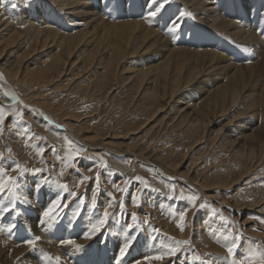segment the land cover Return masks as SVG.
<instances>
[{"label":"bare ground","instance_id":"obj_1","mask_svg":"<svg viewBox=\"0 0 264 264\" xmlns=\"http://www.w3.org/2000/svg\"><path fill=\"white\" fill-rule=\"evenodd\" d=\"M2 1L4 2L5 0ZM43 1V3H34L31 7H28L31 10H33L34 7L39 8L41 14L38 21L33 17L31 13L25 12L21 15L24 19L22 20V23H20V25L23 24V26H25V28L22 30H19L20 25H17L18 23L12 21L10 22L11 19L4 15V11L0 13V74H2L0 75V93L3 95L0 99V115H3L4 117L3 123L0 124V149L3 151V156L9 154L5 148L6 142L8 143L6 137L9 134V126L6 127V124L9 122V120H13L14 117L17 116L15 114L16 112L22 109L20 112H22V114L24 113V117L21 120L23 123L24 121H26V123H29L31 126H36L32 128L33 132L36 130V128H40L42 132L45 133L44 135L46 139L50 138L59 146H61L62 149L60 152L64 161L63 169L65 170L63 174V179L66 182L69 181V187L77 185L79 179L77 177L75 178V174H77L78 171L82 170L84 173L85 169L82 167V165L87 161L88 156H96V158L98 156L106 157L110 164L113 166V168L117 170V175H120L118 174V171H120L119 168L121 167L120 156H125L127 158H132L131 163L133 166H138L142 163L143 165L145 164L150 166H156L161 170V173H163L165 177L168 176L173 179V181L175 180L176 182H178L181 186V189L186 191L187 186L192 185L196 188V193H200L201 195H203L202 198H206L215 202V200L217 199L215 198V196L210 195L211 193H215L217 191H231L235 183H237L241 179H244V176L247 174H250L251 176L258 166L264 164V125H262V127L259 128L258 131L254 132V134L241 137V139L236 141H229L222 145V151H224L234 159L232 161L233 167H225V169L222 170L224 175H221V172H218L219 175L214 171L211 172L215 167L216 169H218L219 165H221L220 161L217 162V160H215L216 153L211 154L209 156V159L205 162L200 161L203 156V154L201 153L196 152L193 156L190 157L191 150H196V147L200 145L198 144V142L203 141V139L204 142L202 144L208 148V152L216 144V141L210 135L216 133L217 138L219 136V133L222 132V129L216 130L218 119L221 116H224L229 110H232L237 106L240 96L242 95L244 89L247 87L248 77L251 75L244 73L242 68H239L241 65V56H239V54H242V56H246L247 54L246 49L244 48L239 49V46H228V44L226 47V45H223L224 40H222L221 44L223 46H218L219 48H216V51L209 55L210 58L208 59V47L195 46L193 47L194 50L187 47V45L193 46L198 43L193 39L195 36L202 37L203 39L205 38L216 40L219 34L222 35V38H224L223 35H225V39L228 38L227 36L232 37L231 39L235 40L237 44L238 42L242 44L249 43L251 45L260 44L262 41L260 39L261 37L259 38L258 36L261 35L264 38V16L260 14V3L262 1L168 0V3L164 5V7L161 9L160 12H158L156 17H161V21L163 22L167 17H172L173 20L171 21L170 27L172 25H177L179 31L184 30V28L185 30L187 29V37L184 40L180 39V36L175 37L172 40L173 45L175 47L167 51L165 57L161 59L158 65L153 67L149 66L147 67V70L143 72H138L137 70L132 69L122 71L121 75H127L125 77L128 79L127 83H116L118 81V67L126 62L133 63V61L128 60V58L130 59L138 57L141 58V62L147 57V53L151 51L154 47L150 48V46L147 47L144 46V44L146 39L152 35V31L154 30L146 28L143 32L144 38L142 39V36H138V30L141 29L139 19H130V21L121 22L122 24L120 25L104 29L100 27V22L98 20H95V23L91 25V32L85 30L79 32L76 31L73 33L60 34L57 28L55 27V21L57 23L62 22L61 19H58V12L60 13L62 19L68 20V17L70 15H77L79 13L78 8H76L77 6H83V8L90 9V11L87 12H91L92 15H95L91 8L94 7V3H97L96 0ZM137 1L138 0H134L133 3H137ZM6 3L8 6L12 4L8 0ZM157 3H160V0H157ZM175 3H180L182 6H176ZM167 5L170 7H166ZM138 6L139 4H136L134 7L137 8ZM155 7L156 5L150 3L145 10V14H142L141 8L140 11L134 13L133 16L137 17L141 14L145 15L143 21V23H145L146 19L148 18H156L149 17L147 15L148 12L154 9ZM261 8L264 9L263 5ZM248 11L250 12V14L247 15L246 12ZM183 13L190 14L188 15L189 18L187 19V22L185 21V15L181 16ZM198 13H200V15H198ZM231 17H234V19L229 20V18ZM205 19H208L207 22H204ZM252 19L253 21H255V23L252 22ZM193 23V26H195L196 28L191 31V28H189L188 26L192 25ZM153 24L154 26L159 27V24L157 22H154ZM77 25L78 24L76 22H72V27ZM9 26L14 27L10 30H7V27ZM255 26L256 28L254 30ZM262 28L263 30H261ZM166 32L169 33L170 31L166 30ZM207 32H209L210 34H208ZM230 37L228 38L229 40ZM228 39L226 41H228ZM215 40L212 43L213 47L216 45ZM230 44L232 43H229V45ZM14 48L15 50H13ZM46 48H54L56 51L51 53L50 56H46L40 60H37L38 57L32 56V54H34L35 52H40V50L43 52ZM233 48L234 50L232 53V57L230 51ZM262 49L263 50H259V56L264 54V47H262ZM192 51L194 53H190ZM220 51L227 53V55H222ZM102 55L105 56V59L102 60L100 64H97L98 61H100V59H98L99 56ZM190 58H195V60L192 62ZM226 59H228L234 64L233 76L231 77V79L228 76L223 77L221 82L216 81L215 83V76H207L208 70L209 68H212L211 64L213 62ZM76 66V70H73V68H75ZM95 69L103 70L104 74L102 75V77H94V75L91 74L92 76L90 75L88 78H85L86 81H88V84L85 86L86 88L82 90H78L76 87L70 86L66 90V97L71 98L70 100L65 99V95L63 92H60V88L57 87V83L63 80V86L72 84L73 81L75 82V79H80L82 75L84 77V74H90ZM130 82L131 84L127 86ZM90 85L92 89V94L103 93L102 97L99 95H97L96 97H98L100 100H106L108 98V101L112 100L119 94H122L123 89L128 88V91L132 92L133 94H137L140 101H143L140 106H138L136 109L147 111V113L152 114L151 118L166 113L171 107L172 103H175L176 106L178 105V109H174L173 106L171 109V113H173L171 122H176V125L174 127H170L168 126V124H166L163 130L159 129L157 131L159 133L158 137L160 138L161 136L170 135L169 132L179 129L181 131V134L175 137V147L173 146V143L168 140L160 146L156 145L155 143L151 145L150 148L132 150L126 145L122 144L114 145L112 143H99L103 134L101 131H99L95 135V131L91 132L90 129H86V134L91 132V135L94 134L95 136H84L81 133L82 130H80V128L78 127L80 120H74V118H72L71 113L73 112L72 107L77 106V103L82 101L84 103V101L88 100L89 96L87 97L86 94H81V92L83 90H88L90 88ZM200 85H204V87L199 89ZM188 89H191L196 93L200 92L199 96L201 99L199 100L202 101L201 105H203L204 107L202 111H199V108L196 107L194 109H190L191 111H189V107L187 105L181 106V101H177V98ZM116 91H118L119 93L117 92L115 94ZM124 93H126V91L123 92V94ZM8 94L9 96L7 97L6 95ZM13 95L18 96V98L20 97L21 100L23 98L20 107L19 105L17 106L19 107L18 111L17 108H11V101L9 99H12ZM21 95L23 97H21ZM87 106L88 105H86V107ZM260 106L261 112H263L264 102H261ZM78 118H80V116ZM53 119L57 123L63 124L68 129L67 134L59 130L60 128H58ZM151 121H149V123ZM23 123L21 124L23 125ZM152 128L153 127H151L150 129ZM208 133L209 137L205 138L203 135ZM113 138L117 139L118 137L113 136ZM122 139L125 138L123 137ZM183 139H187L188 144H185L183 148H179V143ZM44 142V139L43 142H38L33 139L32 141L27 142L23 146V152L26 154V156L33 155V169H45L47 166L42 163V158H46V156L48 157L53 153V149L48 148L49 144H44ZM156 142H158V139H156ZM115 148L117 150H120L121 154L115 152ZM81 149H83V151H81ZM77 152H79L78 156L76 155ZM164 152H166L167 154L163 155L162 153ZM186 158H189V160L192 161L195 165H199L200 163H202V166H197V168H195V166L188 165L185 167V165L187 164V162L185 161ZM66 162H68V165H66ZM73 162L75 163L74 165L72 164L71 167V163ZM216 164L218 165L216 166ZM68 166L70 168L69 171ZM183 168H185L184 172L181 171ZM72 169L75 170L72 171ZM138 169L139 167H134L135 171H138ZM100 172L102 175V171ZM125 173L127 176H129V174L132 177L135 175H133L132 171L130 170L126 171ZM95 185L99 191L98 179H96ZM184 185L186 187H184ZM161 187L163 186H160L159 188ZM46 190L48 192V189ZM100 190H102L104 194L99 193L98 196H95V199L100 203L106 204L107 197L105 196L107 195V192H105L106 190L103 188H101ZM250 193H264V188L253 190ZM55 195L56 193H48L44 196L43 208L47 204L48 207H52L57 201V199H60L62 197V194L58 198H56ZM260 196L258 197L259 201H256L258 203H254L252 205H249L248 203V205H245L246 203L244 204L243 202L239 204L237 201H235V199L228 200L227 202L222 201L223 203H221V205L225 206V208L228 207L233 209V211L235 210L236 212H238L237 215L234 216V218H231V221L233 222V227H235L234 229L237 231V233L242 236V242L240 246L241 250L237 252V256L244 257L249 252H251L253 253L251 263L255 259H259L262 262L256 263L264 264V243L260 240L264 238L263 234H254L252 232L246 231L245 226L249 223V221L247 219L241 220V217L244 215L245 211L252 210L257 213H261L258 210L260 209V205L264 204V201H260L262 197ZM30 197L31 202L27 206V208L30 211H33L35 201L33 200L34 197L32 195H30ZM198 203L199 201L197 202V204ZM194 204L196 206V203ZM70 205V203H67V207L61 206L60 209L58 208L57 216L63 213L65 209L66 212L64 213H70L69 211L71 210L68 208V206L71 207ZM7 206V204L4 205V207ZM24 206H26V199L22 200V205H20V212L22 214L28 213L27 209H25ZM236 207L239 208L240 211ZM107 208L109 207L102 208V210H106ZM39 210V207L36 208V215H39ZM18 211L19 205H16L14 213H18ZM146 211L142 210L140 212L142 215L138 213V215H140L141 217L140 221L142 222V224L145 225V221L152 220L154 223H156L158 227L161 226L162 222L159 221V215L157 214V212L152 215L153 218H156L153 219L150 218V216L148 215L143 216L144 214H147L148 211ZM7 213H9V211H7L6 214ZM178 213L180 212L177 211V215ZM177 215L175 216V218L177 217ZM127 216L129 217V215ZM37 218L39 219L40 217L35 216L33 219H31L30 224L32 226H38L39 221ZM176 219H178V217ZM191 220L192 219L189 217L188 224L186 223V220L183 225V230H181L180 228L181 233L180 235H178V237L179 241H189V244L186 245L187 247H196V244L193 240L194 236L196 235L194 228L195 224L191 223ZM19 224V228L17 229V231H15L17 239L15 237L14 238L16 240H20V237L24 241L37 237L36 233H32L31 231L25 230L28 227V223H26L25 219L22 218L19 221ZM124 224L126 223L124 222ZM42 225L43 224H40V227L38 228V230H40L41 232L45 230V228L43 227V229L41 230ZM222 227H224L223 224L221 228ZM193 228L194 232L192 231ZM58 230L59 232H64L70 235L76 233L71 232L70 230L64 231V228H59ZM0 231H2V233L0 232V234L4 233V230L1 229ZM89 231L90 230H86L84 232V235ZM196 231H199L198 226ZM104 232H106L105 235L109 233L106 225H104L103 228H101L100 232L96 233L91 239H87V241L101 237ZM166 232L169 234H175L171 228L167 229ZM147 234H149L152 238L154 237V234L151 232ZM212 234L217 240L225 241L227 239H230L221 231ZM214 238H212V240ZM1 240L2 244H0V264H17V262H12V259H10L13 253L17 254V250H11L8 251V253L6 251L5 246H3L4 239ZM58 241L62 243L60 244V246L67 245L68 248H71L70 244L67 243L68 239L60 238L58 239ZM222 241H219L212 251L210 249V245L212 244L210 243L208 246L210 253L216 252L221 254L225 252L226 249L233 246V244L235 245L233 240L229 243L228 246L224 245ZM39 242L44 244L43 242L45 241L39 239ZM139 242L140 241L136 243V240L133 241L132 247L129 249V251L132 250L133 246L136 247ZM82 244L85 247L87 246L86 241L82 242ZM45 245H47V243ZM150 245H152V243L147 245L148 254L147 252H145L135 255V253L133 254V257H135L134 260H128L127 258H125V256L124 258L118 259L120 261V264H132L133 262L134 264H136V261L141 260L143 258V255H153V253L156 251V244L153 248H151ZM135 250L133 251L135 252ZM137 250L139 251L140 249ZM73 252L74 250L71 248V252L68 253L66 256L73 255ZM57 253L55 252L56 257H58ZM101 253L103 254V257L106 258L104 262H97L96 256L88 255L87 257H85V259L80 262V264H93L95 261L97 262L96 264H117V258L115 259V256L113 257V254L117 255V252L111 249L110 243L107 244V250L105 252H100L99 254ZM42 258L40 259V261L43 264H45L46 260H50V258L48 259V257L46 260ZM145 261L146 260H144L143 263H145ZM180 261L183 260L177 257L171 259L168 264H180ZM227 262H229V260ZM48 264L53 263H51L50 261V263Z\"/></svg>","mask_w":264,"mask_h":264},{"label":"rangeland","instance_id":"obj_2","mask_svg":"<svg viewBox=\"0 0 264 264\" xmlns=\"http://www.w3.org/2000/svg\"><path fill=\"white\" fill-rule=\"evenodd\" d=\"M8 1L12 3L9 6L6 3L7 0H5L4 2L0 0V4H1L0 13L4 11L3 12L4 15L11 19L10 22L11 21L16 22L18 23L17 25H20V23H22V20L24 19L23 16L21 15L24 14L25 12L31 13L33 17L37 19V21L39 20L41 14L39 8L34 7L33 10H31L28 7H31L34 3L37 4L39 2L43 3L44 2L43 0H8ZM19 2L21 5L19 4ZM96 2H97L96 4L94 3V7L91 8V10L94 12L95 15H92L91 12H87L90 11V9L83 8V6H77L76 8H78L79 13L77 15H70L68 17V20L62 19L60 13L58 12L57 14L58 19H61L62 22L57 23L55 21V27L57 28L59 33L65 34V33H73L76 31L78 32L85 30L90 31L91 25L95 23V20H98L101 24L100 27L104 29V28H110L112 26L120 25L122 24L121 22L130 21V19H139L141 29L138 30V36L139 37L142 36L141 37L142 39L144 38L143 32L146 28L154 30V31L151 30L152 35L146 39L144 44V46L147 47L150 46V48L153 47L154 48L147 53V57L141 62H140L141 58L135 57L130 59L128 58V60L133 61V63L126 62L121 64L117 70L118 81L116 83H121V82L127 83L128 79L125 78L127 75H121L122 71H126L127 69L128 70L132 69V70H137L138 72H143L147 70V67L149 66L153 67L158 65L161 59L165 57L167 51L175 47L172 41L175 37L180 36V39L183 40L187 37L188 30L187 29L185 30V28L182 31H179L178 28L172 31V28L174 26L172 25L170 27L171 21L173 20L172 17L169 18L165 17L166 19L164 22L161 21V17L148 18L146 19L145 23H143L145 15L142 14H145V10L150 4L149 0H138L137 3H133L134 0L131 1L96 0ZM260 2H261L260 6L262 7L263 5L264 7V0H260ZM136 4L137 5L139 4L137 8L134 7ZM175 5L180 6L181 4L175 3ZM166 7L169 8L170 6L167 5ZM261 7L260 9L262 13L260 12V14L264 16L263 14L264 9ZM141 8H142V14L140 16L134 17L133 14L139 12ZM246 14L248 15L250 14V12L248 11L246 12ZM198 15H200V13H198ZM181 16L184 15L182 14ZM184 17H185V21L187 22L189 16L185 15ZM231 19H234V17L229 18V20ZM207 20L208 19H205L204 22H207ZM72 22H76L78 25L72 27ZM154 22H157L159 24L158 25L159 27L154 26L153 24ZM252 22L255 23L253 19ZM193 25L194 23L188 26L189 28H191V31L194 28H196ZM13 27L14 26H9L7 27V30H10ZM24 28L25 26H23L22 24L20 25L19 30H22ZM255 28L256 26L254 27V30ZM166 30L170 32L168 33L166 32ZM261 30H263V28ZM207 33L210 34L209 32ZM219 35L216 38V40L205 39V38L203 39L202 37L195 36L193 39L198 43L193 46L187 45V47L193 50H194L193 47L195 46L208 47L207 49L208 59L210 58L209 55L214 53L216 51V48H219L218 46L226 45L227 47L228 44V46H232V45L236 47L239 46V49L244 48L247 50L246 51L247 54L246 56L245 55L242 56V54H239V56L242 57V58L240 57L241 65L239 68L240 69L242 68L244 73L249 74L251 76L248 77L247 87L244 89L242 95L240 96L237 106L234 109L229 110L224 116H221L218 119L216 130L222 129V132L219 133V136L217 138H216V133L210 135L216 141V144L208 152V148L202 144L204 142L203 139V141L198 142V144L200 145L196 147V150L193 149L191 150L190 157L193 156L196 152L201 153L203 154V156L200 161L205 162L209 159V156L211 154L216 153L215 160H217V162L220 161L221 165H219L218 169H216L215 167L211 172L214 171L217 174L218 172H221L220 174L224 175L222 170H224L225 167H233L232 161L234 159L230 157L227 153L222 151L221 148L222 145L229 141H236L241 139V137L254 134V132L258 131V129L261 128L262 125H264V111L261 112V106H260V103L264 102V54L259 56V50H263L262 47H264L263 45L264 40H262L264 38L259 34H255V35H259L258 36L259 38L261 37L260 39L263 43L261 42L260 44L251 45L249 43L242 44L239 42L237 44L235 40L231 39L232 37L227 36L228 38L230 37L229 40L228 38L225 39V35H223L224 38H222L221 34ZM227 39L229 43L232 44L229 45L228 41H226ZM214 40L216 42V45L213 47L212 43L214 42ZM222 40H224L223 45L221 44ZM13 50H15V48ZM233 50L234 48L231 49L230 51L231 55L233 53ZM55 51L56 50L54 48L51 49L46 48L44 49L43 52L40 50L41 53L35 52L34 54H32V56L38 57L37 60H40L46 56H50L51 53ZM190 53H194V52L192 51ZM220 53H222V55H227V53H224L223 51H220ZM98 59H100V61H98L97 64H100V62L105 59V56L104 55L99 56ZM190 60L193 62L195 58H190ZM233 66L234 64L230 62L228 59L213 62L211 64L212 68H209L207 76H215L216 78L215 83L216 81L221 82L223 77L226 76H228L231 79V77L233 76ZM76 68L77 66L73 68V70H76ZM91 74L94 75V77H102L104 73L102 69L101 70L95 69L92 71V73L90 74L86 73L84 74V77L82 75L80 79L77 80L75 79V82L73 81L72 84L63 86V80H61L59 83H57V87L60 88L59 90L61 93L62 92L64 93L65 99L70 100L71 97L68 98L66 97L67 94L66 90L70 86L76 87L78 90L85 89L86 88L85 86L88 84L87 83L88 81H86L85 78H88ZM130 84L131 82L127 86H129ZM202 87H204V85H200L199 89ZM43 91H49V90H43ZM125 91L126 93L123 94V92ZM117 92L118 91H116L115 94ZM81 94H86L87 97L89 96V98L88 100L84 101V103L82 101L77 103V106L72 107L73 112L71 114L74 120H80L78 127L80 128V130H82L81 133L84 136L94 137L99 131H101L103 134L99 143H112L114 145L122 144V145H126L128 148L132 150H139L141 148H145V149L150 148V146L155 143L156 145L160 146L161 144H164L168 140L171 141L173 143V146L175 147V137L181 134V131L179 129L169 132L170 135L161 136L160 138L158 137L159 133L157 132L159 129L163 130L166 124H168V126L170 127L171 126L174 127L176 125V122L175 123L171 122V118L173 117V113H171L172 106L174 109H178V105L176 106L175 103L171 104V107L168 109L166 113L151 118L152 114L147 113V111L136 109L138 106H140V104L143 101H140L137 94H133L132 92L128 91V88L123 89L122 94H119L110 101H108V98L106 100L104 99L100 100L98 97H96L97 95L102 97L103 93L92 94L91 85L88 90H83ZM199 94L200 92L196 93L195 91L188 89L184 91V93H182V95H180L177 98V101H181L180 103L181 106L187 105L189 107V111H191L190 109H194L195 107L199 108V111H202L204 107L203 105H201L202 101L199 100L201 99ZM1 96L3 95L0 93V99ZM6 96L8 97L9 94ZM12 97H15V99L13 98L9 99L11 101V108L13 109L17 108L18 111L19 110L18 108L20 107L23 98L21 100L20 97L18 98V96L15 95H13ZM21 97L23 96L21 95ZM18 105L19 107H17ZM86 105L88 106L86 107ZM21 110H19L18 112L22 113L20 112ZM18 112H16L15 114L17 115ZM79 116L80 118H78ZM15 117L13 120L12 119L9 120V122L6 124V127L9 126V130H8L9 134L6 137L8 143L6 142L5 148L9 154L3 156L2 155L3 151L0 149V182H3L6 176H11L13 178V181L18 182V183L7 184L5 186V190L3 194H0V207H1L0 230L1 229L4 230V233L0 234V238L2 237L1 239H4L3 246H5L7 252L14 249L17 250V254L13 253L10 257V259H12V262H17V264H43L40 261V259L43 257L46 260L48 257V259L50 258V260L49 261L46 260L45 264L50 263V261L51 263L56 264L57 257L55 256V252L56 253L58 252L57 254H58V258L60 259V264H80V262L83 259H85V257H87L88 255L96 256L97 262H101V261L104 262L106 258L103 257L102 253L101 254L99 253L105 252L107 250V244L109 243L111 244V249L117 252V255L113 254V257L115 256L114 258L115 259L117 258L116 260H118L120 259L119 257L120 248L122 247L123 243L128 239L130 235H135L137 237L138 240L136 239V243L138 241L140 242L136 246L137 248L133 246L132 250L128 252L129 254H126L125 258H127L128 260H134L135 257H133V254L135 253H136L135 255L145 252H147L148 254L147 245L151 243H152V245H150L151 248H153L156 244L155 246L156 251L153 254H157L162 250H166V246L168 244H171L173 240L179 241L178 235H180L181 233L179 226L181 223L180 214L183 212H187V215L184 218L185 221L183 220V225L186 222V220H187L186 223L188 224L189 217L192 219L191 223L195 224L194 228L196 235L194 236L193 240L196 244V247H190V246L187 247L186 245H184L182 246L180 252L177 253V256L170 258L165 257L163 260H153L151 261V264H168V262L171 259L177 257L183 260L184 264H227V263L231 264V261L233 260L234 257L238 259L244 258L237 256V252L241 250L240 246L242 242V236L239 233H237V231L234 229L235 227H233V222L231 221V218H234V216H236L238 212H236L235 210L233 211V209L228 207L225 208V206L221 205V203H223L222 201L227 202L228 200L235 199V201H237L239 204L243 202L244 204L246 203L245 205L248 204L252 205L254 203H258L256 201H259L258 197L260 195L263 197L262 198L260 196L261 197L260 201L261 202L264 201V196H263L264 193H250L253 190L264 188V164L258 166L251 176L250 174H247L244 176V179H241L240 181L235 183L231 191L229 192L217 191L215 193H211L210 195L215 196V198L217 199L215 200V202H213L212 200H208L206 198H202L203 195H201L200 193H196L197 192L196 188L192 185H188L186 191L181 189V186L179 185L178 182H176L175 180L173 181V179H171L168 176L165 177V175L161 173V170L156 166H152V165L150 166L145 164L143 165V163L138 166H133L131 163L132 158H127L125 156H120L121 167L119 168L120 171H118V174L120 175H117V170L113 168V166L110 164V162L107 160L106 157L98 156L96 158V156L94 157L88 156L87 161L82 165V167L85 169L84 173L82 170V171H78V173L75 174V178L77 177L79 179L77 185L69 187L68 185L69 181L66 182L63 179V174L65 170L63 169L64 161L62 159L60 152L62 149L61 146H59L56 142H54L52 139L48 137H47L48 139H46L44 135L45 133H43L40 128H36V130L33 132L32 128L36 126L34 125L31 126L29 123H26V121H24L23 123L21 121L22 119L18 115ZM23 117H24V113H23ZM53 121L58 126V128H60L59 130L67 134L68 129L63 124L57 123L54 119ZM149 121L151 122L149 123ZM21 123H23V125ZM151 127L153 128L150 129ZM86 129H90L91 132L95 131V135L94 134L91 135V132L86 134L85 133ZM113 136H116L118 138L117 139L113 138ZM203 136L207 138L209 137V133ZM123 137L125 139H122ZM33 139H35L38 142H43L44 139L45 140L44 144L45 143L49 144L48 148L53 149L52 151L53 153L51 155H49L48 157L46 156V158H42V163H44V165H46L47 167L45 169L40 168L42 173L40 172L37 175H34L32 173L34 170L32 166L33 155L26 156V154L23 152V146L27 142L32 141ZM156 139H158V142H156ZM185 144L186 145L188 144L187 139H183L179 143V148H183ZM115 152L121 154V151L117 150L116 148H115ZM162 154L165 155L167 153L164 152ZM189 158L185 159V161L187 162L185 167L188 165L195 166V168H197V166H202V163H200L199 165H195L192 161L189 160ZM75 162L71 163V167L72 164L74 165ZM66 165H68V162H66ZM217 165L218 164H216V166ZM91 167L94 169H92ZM134 167L135 168L139 167L138 171H135ZM12 169H16V170L13 171ZM69 170L70 168L68 166V171ZM73 170L75 169H72V171ZM97 170L99 171V173ZM128 170L132 171L133 175L134 174L135 175L133 177L130 176V174L129 176H127L125 172ZM100 171H102V175ZM181 171L184 172L185 168H183ZM41 176L43 177L42 179ZM81 177H87L88 179L83 180V182H81L80 181ZM96 179H98V187H99V191L101 192L98 191L95 185ZM20 181H22V183ZM37 184L40 185L38 190L36 188ZM63 185L67 186V191L64 190V187H62ZM160 186L163 187L159 188ZM184 187L186 186L184 185ZM101 188L105 189L106 190L105 192H107L106 193L107 195L105 196L107 197L106 204L96 201V206L93 208L92 200L90 199H92L93 195L98 196L99 193L104 194L103 191L100 190ZM46 189H48V192ZM73 192L75 193V195H72ZM48 193H53V194L56 193L55 195L56 198H58L62 194V197L60 199H57V201L54 204L56 205V207L52 206L53 211L52 214L49 216V218L43 215V213L46 210H48V208H50L48 207V204L43 208L44 206L43 199L44 196ZM30 195L34 197L33 200L35 201V206L33 211H30L27 208V206L31 202ZM190 196L191 197L196 196L199 199V200L198 199L195 200L194 202L196 203V206L195 204H193V201L190 199L191 198ZM112 197H114V200L112 199ZM24 199H26V206L24 207L28 211V213L26 214H22L20 212V205H22V200ZM81 201H83V203H81ZM134 201H136V203H134ZM198 201L199 203L197 204ZM13 203H15V205H19L18 213H14L15 209H13L12 211L6 214L7 211H4L3 209L11 208ZM65 203L71 204L70 205L71 207L68 206V208L71 210L69 211L70 213H64L66 212L65 209L63 213L57 216L58 208L60 209L61 206ZM216 203L218 206L216 205ZM6 204L8 206L4 207V205ZM109 204H112V207L106 209L109 212V218H108V222L105 224L107 226L109 233L105 235L106 232H104V234L101 237L87 241V239L84 238V232L86 230H90L91 225L95 223L98 218H102V214L105 211L104 209L102 210V208H106ZM263 206L264 204L260 205V209L258 210L261 213H257L252 210H248L244 212V215L241 217V220L247 219L249 221V223L246 224L245 226L246 231L252 232L254 234L260 233L263 234L264 236ZM38 207L40 209L39 215H36L35 210ZM237 209L239 210V208ZM140 210L141 211L147 210L148 211V212L146 211L147 214H144L143 216L148 215L150 216V218H153L152 215L155 212H157V214L159 215L158 217L159 221L162 222L161 226L158 227L156 223H154L152 220L145 221L146 223L144 222L145 225H143L142 222L140 221L141 217L140 215H138V213L141 212ZM177 211L180 212L178 213V215H177ZM132 214H135L137 217L138 227L134 229H129L127 225L132 223L131 221ZM127 215H129V217ZM176 215L179 220L176 219L177 217L175 218ZM35 216L40 217L39 219L37 218L39 221L38 226L35 225L32 226L30 224L31 219H33ZM221 217H223V219H220ZM22 218L26 220V223H28V227L25 230L31 231L32 233H36L37 237H43L39 239L45 241L43 242L44 244L40 243L38 240L36 242L35 247H32L27 243H25V241L21 237L20 240H16L17 236L15 234V231H17V229L19 228L18 227L20 225L19 221ZM124 222L126 224H124ZM12 224H15V228H11V231H9V228L11 227ZM40 224H43L41 226V230L45 228L43 232L38 230ZM85 224L88 226H86ZM222 224L224 227L221 228ZM197 226L199 227V231H196ZM59 228H64V231L70 230L71 232H76V233L70 235L64 232H59L58 230ZM169 228H171L175 234L177 233L178 234L175 235V234L167 233L166 230ZM194 228L192 229L193 232H194ZM220 231L223 232L230 239L222 241L214 238L215 236L212 233H217ZM0 232L2 233V231ZM149 232L154 234L155 239H153L149 234H147ZM1 235H4L5 237ZM60 238L73 240L75 242L74 244H70V247L74 250L73 255L66 256L68 253L71 252V248H68L67 245L60 246V244H62L61 242L58 241V239ZM212 238L214 239L212 240ZM1 239H0V244H2ZM232 240L235 243V247L233 248L234 256L228 255L229 253L228 249H226V251L221 254L216 252L210 253L208 249L210 243L212 244L210 245V249L212 251L219 241H222L224 245L228 246L229 243L232 242ZM260 240L263 241L264 243V238ZM84 241L87 242L86 247L82 244V242ZM46 243L47 245H45ZM76 244L81 246L79 250L76 249L75 247ZM37 247L40 249H38ZM137 249L140 250L138 251ZM133 250H135V252ZM145 256L148 255H143L142 257ZM228 260L229 262H227ZM96 261L93 264H96L97 263ZM256 262L261 263L262 261L259 259H255L251 264H258ZM132 264H134V262ZM143 264H148V261H145V263Z\"/></svg>","mask_w":264,"mask_h":264},{"label":"snow or ice","instance_id":"obj_3","mask_svg":"<svg viewBox=\"0 0 264 264\" xmlns=\"http://www.w3.org/2000/svg\"><path fill=\"white\" fill-rule=\"evenodd\" d=\"M150 3L156 5V7L152 10H150L148 12V16L149 17H156L158 12L161 11V9L164 7V5L166 3H168V0H160V3H157V0H149ZM183 15H190L189 13H183ZM177 25L173 26V30L177 29ZM247 51V50H246ZM2 75V74H0ZM13 99H15V97H12ZM18 116H20L21 119H23V114L22 113H17ZM4 117L3 115H0V124L3 123ZM81 151H83V149H81ZM76 155H79V152L76 153ZM106 166V165H105ZM19 167V166H17ZM13 171H15L16 169H12ZM41 172V169L37 168L33 170V174H39ZM43 177H41L42 179ZM88 179L87 177H81L80 181L83 182V180ZM22 183V181H20ZM9 183H18L16 181H13V178L11 176H6L5 179L3 180V182H0V194H3L4 190H5V186ZM40 185L37 184L36 188L37 190L39 189ZM62 187H64V190L67 191V186L63 185ZM72 195H75V193L73 192ZM112 199L114 200V197H112ZM193 201V204L195 202V200L197 199L196 196H192L190 198ZM81 203H83V201H81ZM134 203H136V201H134ZM96 206V199H95V195H93L92 197V207L94 208ZM16 205L15 203L12 204L11 208H5L3 209L4 211H12L13 209H15ZM53 207H56V205H53ZM53 207L48 208V210H46L43 215L45 217H49L52 214L53 211ZM62 207H67V204H63ZM107 207H112V204H109ZM187 212H183L180 214V228L181 230H183V220L186 217ZM108 218H109V212L107 210H105L102 214V218H98L96 220L95 223H93L91 225V229L89 232H87L84 235L85 239H91L96 233L100 232L101 228H103V226L108 222ZM221 219H223V217H221ZM131 221L132 223L127 225V227L129 229H134L138 227L137 224V217L135 214L131 215ZM11 228H15V224H12L11 227L9 228V231H11ZM137 239V237L135 235H130L128 237V239L123 243L122 247L120 248L119 251V257L123 258L126 256V254H128L129 249L132 247V243L133 241H135ZM153 239H155L153 237ZM39 240V237H36L34 239H28L25 241V243H27L28 245L35 247L36 242ZM68 244H74L75 242L73 240H68L67 241ZM189 244V241H175L173 240V242L171 244H168L166 246V250H162L157 254H153V255H148L143 257L141 260L136 261V264H143V261L146 260L148 261V264H151V261L153 260H163L165 257H175L177 256V253L180 252L182 246ZM76 249L79 250L80 249V245L76 244L75 245ZM235 247V245L233 244V246L228 248V252L229 255H233V248ZM253 253L249 252L247 255L244 256V258L242 259H238V258H233V260L231 261V264H251V258H252ZM56 264H60V259L57 257L56 258ZM117 264H120V261H117ZM180 264H183V261H180Z\"/></svg>","mask_w":264,"mask_h":264}]
</instances>
